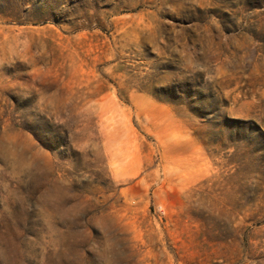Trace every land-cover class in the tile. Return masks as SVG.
<instances>
[{
    "label": "rangeland",
    "instance_id": "374dc122",
    "mask_svg": "<svg viewBox=\"0 0 264 264\" xmlns=\"http://www.w3.org/2000/svg\"><path fill=\"white\" fill-rule=\"evenodd\" d=\"M40 192L129 264H264V0H0V264H51Z\"/></svg>",
    "mask_w": 264,
    "mask_h": 264
},
{
    "label": "clouds",
    "instance_id": "9594fccd",
    "mask_svg": "<svg viewBox=\"0 0 264 264\" xmlns=\"http://www.w3.org/2000/svg\"><path fill=\"white\" fill-rule=\"evenodd\" d=\"M72 194L40 192L37 202L27 196L16 201L36 225L38 251L51 257V264H129V242L120 227L107 220L106 231L97 227L94 215L103 214H94L84 201L73 202Z\"/></svg>",
    "mask_w": 264,
    "mask_h": 264
}]
</instances>
